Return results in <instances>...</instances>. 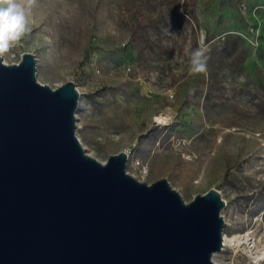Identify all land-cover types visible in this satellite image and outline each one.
I'll list each match as a JSON object with an SVG mask.
<instances>
[{"label":"rangeland","instance_id":"374dc122","mask_svg":"<svg viewBox=\"0 0 264 264\" xmlns=\"http://www.w3.org/2000/svg\"><path fill=\"white\" fill-rule=\"evenodd\" d=\"M23 8L26 30L0 56L13 64L31 53L39 82L76 84L87 154L105 162L127 152L130 175L167 179L187 203L218 190L223 235L249 232L264 244V0H24ZM197 50L201 73L190 70ZM213 259L251 264L224 244Z\"/></svg>","mask_w":264,"mask_h":264},{"label":"water","instance_id":"95a60500","mask_svg":"<svg viewBox=\"0 0 264 264\" xmlns=\"http://www.w3.org/2000/svg\"><path fill=\"white\" fill-rule=\"evenodd\" d=\"M81 98L72 81L40 83L33 54L0 56V264H216L221 193L187 203L130 175L127 152L87 154Z\"/></svg>","mask_w":264,"mask_h":264},{"label":"clouds","instance_id":"9594fccd","mask_svg":"<svg viewBox=\"0 0 264 264\" xmlns=\"http://www.w3.org/2000/svg\"><path fill=\"white\" fill-rule=\"evenodd\" d=\"M23 2L24 0H0V53L6 51L10 44L17 41L26 30L27 20ZM31 2L32 0H29V3ZM201 57L200 50L193 53L190 69L193 73L205 71V64Z\"/></svg>","mask_w":264,"mask_h":264},{"label":"bare ground","instance_id":"6f19581e","mask_svg":"<svg viewBox=\"0 0 264 264\" xmlns=\"http://www.w3.org/2000/svg\"><path fill=\"white\" fill-rule=\"evenodd\" d=\"M4 63L7 64L5 60ZM168 117L169 115L167 113H163L156 120L162 125L168 122ZM223 242L225 248L230 247L236 252L243 250L251 260V264H264V244L262 240H256L253 234L248 232L244 235L234 236L232 239H228L223 235Z\"/></svg>","mask_w":264,"mask_h":264},{"label":"built area","instance_id":"2783aa9c","mask_svg":"<svg viewBox=\"0 0 264 264\" xmlns=\"http://www.w3.org/2000/svg\"><path fill=\"white\" fill-rule=\"evenodd\" d=\"M146 174V173H145ZM141 177H143V174H140Z\"/></svg>","mask_w":264,"mask_h":264}]
</instances>
